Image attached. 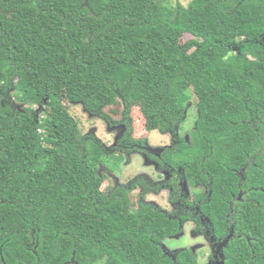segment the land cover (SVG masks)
Segmentation results:
<instances>
[{"label":"trees","instance_id":"16d2710c","mask_svg":"<svg viewBox=\"0 0 264 264\" xmlns=\"http://www.w3.org/2000/svg\"><path fill=\"white\" fill-rule=\"evenodd\" d=\"M61 98L121 137L83 134ZM134 107L172 139L158 155ZM133 155L168 177L102 191ZM138 189L171 208H133ZM187 222L216 260L264 264V0H0V264H173L161 244Z\"/></svg>","mask_w":264,"mask_h":264},{"label":"rangeland","instance_id":"374dc122","mask_svg":"<svg viewBox=\"0 0 264 264\" xmlns=\"http://www.w3.org/2000/svg\"><path fill=\"white\" fill-rule=\"evenodd\" d=\"M172 4L179 3L183 6H186L189 0H170ZM191 37L185 36L182 39V43L190 40ZM63 103L65 109L70 113L74 121L76 122L77 127L83 134H94L99 139H101L107 146H112L116 141L121 137L123 133V128L121 126L109 127L106 123L101 120L91 118L80 106H72L65 102V98L60 99ZM194 101L191 103V107L187 112L185 123L183 124V130L179 133L180 137L184 140H189V133L194 125ZM121 106H112L105 110L106 115H108L115 123L121 121ZM132 127L133 133L132 137L135 140H146L145 144L148 149V153L158 155L164 147L170 144V138L168 135H164L158 130L148 131L145 128V120L138 112V108L134 107L132 109ZM121 124V123H119ZM117 124V125H119ZM118 160H107V165L100 169V174L104 177V183L102 185V191L107 190L111 186L118 184H126L130 180L138 177H146L147 180L151 182L164 180L167 178V175L160 171L155 162L147 159L143 155H133L129 158L123 157ZM186 194H190V188L185 185L183 186ZM167 192L156 193H146L143 189H138L136 192L131 194L132 207L136 208L137 203L140 199H143L146 203L157 205L161 208L168 209L169 204L167 202ZM194 231V226L192 224L184 225L183 232L185 234L184 241H188L190 238L191 232ZM203 240L202 245L200 246L199 242L194 244H184L193 249L194 252H197L201 257L207 255V252L210 251L209 245L201 237H197ZM190 240V239H189ZM168 243V242H167ZM172 245V243H168ZM177 245L183 244V242H176ZM173 244V245H176ZM206 245V246H205ZM174 248V247H173Z\"/></svg>","mask_w":264,"mask_h":264},{"label":"flooded vegetation","instance_id":"af4514ba","mask_svg":"<svg viewBox=\"0 0 264 264\" xmlns=\"http://www.w3.org/2000/svg\"><path fill=\"white\" fill-rule=\"evenodd\" d=\"M171 140L172 139L170 138V141ZM163 192H167L169 195V191L164 190ZM168 195H167V202H168ZM168 204H169L168 209H170L171 208L170 203L168 202ZM187 224H192L194 226V231L191 232L192 234L190 235V238H189L190 240L188 239V241L186 240L184 241L183 238H185V234L183 232V227L184 225H187ZM184 225L182 226V230L179 235L172 237V238H168L161 244L165 254L170 257L173 264H224L223 262L216 260L215 252L217 250V247L216 249L212 248L210 241L206 239L205 234L203 232L196 231V228H195L196 226L191 222H187ZM197 237L203 238L204 240H206V242L209 245L210 251L207 252V255H204L202 257L197 252H194L191 247L184 245V244H189V242L192 244L199 242L200 246H203L202 245L203 240ZM167 242L172 243V245H169ZM176 242H183V244L177 245ZM173 244H176V245H173ZM183 252H187L189 256L184 255L183 257H181L180 254H183Z\"/></svg>","mask_w":264,"mask_h":264}]
</instances>
